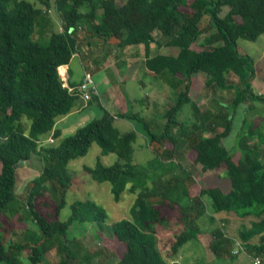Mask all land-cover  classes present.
I'll return each mask as SVG.
<instances>
[{
	"label": "trees",
	"instance_id": "trees-1",
	"mask_svg": "<svg viewBox=\"0 0 264 264\" xmlns=\"http://www.w3.org/2000/svg\"><path fill=\"white\" fill-rule=\"evenodd\" d=\"M37 1L39 7L26 0H0V226L17 199L14 165L30 161L32 155L43 161L40 173L28 185L26 198L36 231L27 240L14 242L5 240L0 232V264H75L77 254L70 246V227L94 224L103 231L107 219L105 210L90 198L74 200L68 216L59 218L66 192L80 176L108 182L115 202L121 200L124 191L135 194L130 218L119 219L109 227L122 245L113 264H181L167 263L163 258L157 247V225H169L174 218L183 227L170 245V253L174 254L197 237L200 228L196 223L207 213L205 209L212 214L253 216L250 226L239 230L238 239L255 255L263 253L264 132L263 123L259 125L261 130L255 129L247 117L254 106L244 111L231 148L223 139L233 131L241 104L264 101V96L252 90L253 59L237 44L238 39L255 41L264 33V0ZM42 7L59 13L64 22L62 30H56L50 18L43 20V30L48 34L44 44L32 37ZM224 7L227 12L222 15ZM38 29L42 31L40 26ZM78 30H92L120 48L141 44L149 71L161 77L168 73L174 88L184 83L174 98L164 99L165 122L159 133L151 131L145 117L127 113L118 116L137 119L144 130L153 154L144 166L133 161L136 131L120 132L114 126L115 116L94 94L91 98L101 110L99 117L58 142L39 144L52 131L54 138L60 135L53 130L56 120L71 112L80 98L63 85L58 73L64 74L61 65L69 63L80 48ZM163 40L177 52L149 55L150 44L159 45ZM199 72L204 74L206 87L235 90L230 102H218L227 112L202 110L190 97V81ZM230 74L236 76V82H229ZM185 104H190L194 117L190 125L176 117ZM215 126L222 129L216 130ZM94 142L100 147V155L114 153L117 159L106 165L99 156L93 166H83L82 173L70 172L69 161L84 156ZM185 145L191 148L193 162L202 172L224 167V173L197 183L191 173H185L172 160ZM174 170L173 175L165 177ZM46 196L55 203V211L48 216L35 209L36 199ZM255 236L259 243H250ZM231 246L233 240L221 228L210 232L209 249L215 256L226 252L233 259ZM53 250L59 256L56 262L45 258Z\"/></svg>",
	"mask_w": 264,
	"mask_h": 264
},
{
	"label": "rangeland",
	"instance_id": "rangeland-1",
	"mask_svg": "<svg viewBox=\"0 0 264 264\" xmlns=\"http://www.w3.org/2000/svg\"><path fill=\"white\" fill-rule=\"evenodd\" d=\"M35 6L39 7L40 4L37 0H26ZM124 0H117V2H122ZM42 15L39 18V26L42 28L38 29L37 23L35 25V30L32 34V37L36 39L39 43L44 44L47 41L48 34L43 30V20L49 19L53 22V29L62 30L64 22L59 13L55 12L53 9L49 10L50 13L42 7ZM224 10H227V7H224L221 14ZM50 24H48V29ZM94 31L88 32L86 30H78L77 36L78 41L80 42V46L86 49L87 42L92 47L95 48L100 40L98 36L93 33ZM94 36L95 39L92 37ZM260 37V36H259ZM256 39L255 41H250L246 39H238L237 44L239 49L245 53L251 55L256 61V77L263 79V61L258 60L260 56V52L263 48V41L264 37ZM156 38L161 40L159 35H156ZM112 42V43H111ZM107 43V47L112 48L111 44L114 45V42L111 41ZM154 47V46H153ZM98 48V47H97ZM175 48V47H173ZM194 48L198 49L194 46ZM95 50V49H93ZM120 50V49H119ZM118 50H116L117 52ZM156 48H154V51ZM158 51V50H157ZM96 52V50H95ZM92 53V57L98 55L99 53ZM102 52H107L106 50ZM87 57H90V53L88 52ZM112 55V53L110 54ZM127 52L122 54L119 52L118 56L121 57L127 56ZM115 57V53L113 54ZM134 56V54H132ZM123 60V59H122ZM125 60H132V57ZM71 67L73 69L74 77H79L82 73V65L79 62L77 56L71 58ZM123 70V69H122ZM139 71V70H137ZM128 74V71H125ZM132 73V72H131ZM92 75V74H91ZM140 73H132V75H124L123 74V83H118L114 89H119L123 93L124 97V105L123 107L116 106L119 108L122 113H127V115H135L145 117V120L150 124V129L152 132L159 133L162 130L164 125V118L162 117L164 111V104L161 105V96L159 98L156 97V92L154 87H149L150 84L146 86H142L138 84L136 81L137 77L139 78ZM198 86L193 83V87L190 88V97L193 100H197L199 105L202 107V110L210 109L211 112H227V108L222 107L221 103H228L232 100L235 95V90L232 89H220L217 87H206L204 84V74L198 73L197 75ZM93 78V76H92ZM232 78V79H231ZM235 75H229V82H236L237 78ZM147 79L141 78L140 81L145 83ZM195 80V79H194ZM192 86V85H190ZM149 88L152 90V96H148L149 103L147 101L146 109L142 104L148 99L146 97L147 92H149ZM184 88V83H182L179 88H172L171 90V97L174 98L176 93ZM158 90V88H157ZM151 99H155L151 101ZM164 103V99H163ZM252 105V109L247 111V117L252 123L253 128L258 129L261 127L259 126L260 123L264 122V112H263V103L258 101H250L248 100L246 104H241L238 109L237 113L234 117V124H233V131L231 134L223 139V143L227 148H230L234 142V135L236 131L239 129L241 125L242 118L244 116V111H246L247 106ZM118 110V111H119ZM178 121L185 123L186 125H190L194 120L192 115L190 104H185L176 114ZM115 127L120 132H126L129 130H135L137 138L133 144V161L144 166L148 160L153 156L150 148L147 145V138L144 135V130L141 131L140 123L137 119H130V118H119L116 119ZM216 130H221L222 126H215ZM262 131H264V127H262ZM44 139V138H43ZM100 156V147L94 142L89 147L87 153L84 156L77 157L72 159L68 163V168L70 172L82 173L83 166H93L97 160V157ZM168 157L165 159L167 160ZM117 159L114 153H109L107 155L101 156V160L106 165H111ZM172 160L179 164V168H182L185 173H191L193 178L198 181L197 183L201 184L203 180H208L212 178L214 175H222L224 173V167H218L214 170H208L206 172H202L200 169V165L195 164L192 159V151L189 145H185L179 150L176 151ZM43 166V161L39 159V157L32 155L30 161L27 163H22L19 167H17V177H16V202L13 204L12 208L5 214L2 218L0 232H3L4 239L8 241H21L27 240L34 232L36 231V225H34V219L32 213H30V209L27 206L26 198L28 194V188L32 181V178L35 177L40 173V170ZM174 170L169 172L165 175V177H169L173 175ZM90 198L99 204L107 213V219L105 221L106 228L101 231L96 225L94 224H86V225H75L71 226L69 229L68 236L72 238L70 240L71 248L76 252V259L74 260L75 264H78L79 261H86V264H113L117 259V254H119L120 250L122 249V245L119 244L112 233L110 232V224L113 222L126 218H130V208L134 202L135 194L129 193L124 191L121 196V200L115 202L112 198L110 192V184L108 182L98 183L93 181L90 177L80 176L78 182L74 185V187L66 192L65 199L66 204L62 208L59 218L65 219L69 212H70V204L74 200L78 199H85ZM35 209L41 212L43 215L48 216L49 213H53L55 211V203L51 200V197L46 196L42 199L37 198L35 202ZM207 212L204 216H207L209 212L208 209H205ZM229 217L225 219V223H231L232 228H236V226L241 222H245L249 224V217L238 219L234 213H230ZM57 218V216H55ZM201 218V217H200ZM199 220V219H198ZM176 220L173 218L168 223L169 225H157L159 231L160 239L157 235V247L161 252L163 258L168 263V259L165 258V255L169 257L170 245L174 240L176 234L179 233L183 229V227L175 222ZM206 222V221H205ZM218 222V221H217ZM233 229H230L229 232H232ZM100 236V237H99ZM194 240H189L184 245H188L193 243ZM202 252L204 255L205 249L201 245ZM180 254V253H179ZM200 256V259L202 256ZM45 258L50 262H56L59 259L57 253L53 250L48 252L45 255ZM182 264H189L190 261L187 258H183ZM23 259L25 261L26 257L24 256ZM191 259V258H190ZM199 259V260H200ZM188 260V262H187ZM194 261V260H193ZM29 264V263H27Z\"/></svg>",
	"mask_w": 264,
	"mask_h": 264
},
{
	"label": "crops",
	"instance_id": "crops-1",
	"mask_svg": "<svg viewBox=\"0 0 264 264\" xmlns=\"http://www.w3.org/2000/svg\"><path fill=\"white\" fill-rule=\"evenodd\" d=\"M47 11L50 13L49 10ZM224 12H227V10H224L223 13ZM261 37H264V33L261 34L259 38ZM92 38L95 39L94 36ZM99 39L100 40L98 41V44L96 45L95 48H92L88 44L89 42H87L86 49L80 46L79 50L73 54L74 56L78 57L79 62L82 65L83 70L79 77H74L73 69L71 67V60L69 61V63L61 65V66L64 68V70L67 73V84L69 86H77L80 82H82L84 72H89L90 74H92L91 76H93L94 85L96 87L95 88L96 93L95 94L93 93V94L98 97L99 99L98 101L101 104V106H103L105 109H107L111 114L115 116L114 126H115L116 119L120 118L118 117L119 114L122 113V111H120L119 108H116V106L122 105L121 107H123L124 101H125L122 91L116 88L114 89V87L117 86L118 83L124 82L123 74L128 76L130 74L132 75V73L139 72L140 77L139 78L137 77L136 81L138 82V84H141L142 86H146L150 84L149 87H154L155 92H156V97L157 98H159L160 96L162 97L161 105H163V99L171 97L170 96L171 90L173 88L171 76L167 73L164 77H161L149 71L145 67V64H144L145 50H144L143 45L141 44L129 45V46L120 48L114 43V45L111 44L112 48L110 47L106 48L107 43H110L111 41H106L101 38ZM196 47L198 48V46ZM154 48H156L155 52H153ZM93 49H95L96 52ZM102 49L103 51L106 50L107 52H102ZM116 50L118 51L116 52ZM88 52L90 53V57L89 56L87 57L86 55ZM94 52L99 53V54L92 57L93 56L92 53ZM119 52L122 54L127 52L128 55L125 57V59H129V57H132V60L127 61L124 59V57H121L120 59L118 56ZM175 52H177L176 48H173V47L171 48L170 46H166L164 44V40L160 41L159 45L157 42H153L150 44V47H149V55H153L156 53L174 54ZM111 53L112 55H110ZM114 53H115V57L113 56ZM132 54H134V56H132ZM251 58L253 59V62H254L253 63L254 74L252 75L250 79L252 90L255 94L264 96V41H263V48L260 52V56L258 59L260 61H263V79L256 77L257 59L255 61L253 57ZM126 70L128 71V74H126L125 72ZM197 74L198 73H195L192 76V79L190 81V85H192L191 87H193L194 82L198 86V81H197L198 78L196 76ZM141 78L147 79L146 82L142 83V81H140ZM179 86L175 88L177 89L179 88ZM144 95H146L147 98L150 95L152 96V90L149 88V92H147ZM154 100L155 99H151V101H154ZM147 101L149 103L150 101L149 98L142 104V106L144 107V110L146 109ZM194 101L197 102V100H194ZM258 102H261V101H258ZM246 103L247 102L243 104H246ZM261 103H263V107H264V101ZM263 112H264V109H263ZM100 115H101V110L98 107L97 102L93 98H91L87 102H85L81 98H77V100L75 101V106L73 107L72 111L64 116L59 117L56 120L53 130H58L60 132V135L56 138L53 137L54 142H58L61 138L72 134L78 127L84 125L85 123H87L93 118L99 117ZM263 127H264V122H263ZM52 132H50L47 137L51 136ZM46 138H44L43 140H45ZM101 156L103 155H100V157ZM16 173H17V170H16ZM230 213H233V212H229V213L218 212L216 214L208 213L207 216L199 218V220H197L196 225L200 228V232L198 233L196 238L190 239V240H194V242L191 244H188L187 246L184 245L186 244L184 243L178 249V251L174 254H171L170 252H168L169 257L165 255V258L168 259L169 261L168 263L176 261L182 264L183 262L181 258V255H182L183 258H187L190 261L189 264H251L252 257L256 255L253 252L245 249L243 244L238 239V232L241 229V227H243L244 225H246L247 227L250 226L251 220H254L255 218L253 216H247L249 217V220H250L249 224L240 221V223L236 226V228L233 229L231 223L229 222H227V224L225 223V219L229 217V215H231ZM212 215L214 216V218L210 219V216ZM237 218L243 219L242 217H238V216ZM215 228H221L224 235L230 238L231 240H233V246H231V250H230V252L235 255L233 259H231L228 253L226 252H223L221 256H215L209 249L210 232ZM230 229H233L232 232H229ZM157 235L160 239L159 231L156 232V237ZM237 243L240 244L241 248L237 247ZM250 243L258 244L259 243L258 236L253 237L250 240ZM201 245L205 249L204 255L202 252V248H200ZM201 255L203 256L200 259ZM257 256H260L263 259V263H264V252L261 254H258Z\"/></svg>",
	"mask_w": 264,
	"mask_h": 264
},
{
	"label": "built area",
	"instance_id": "built-area-1",
	"mask_svg": "<svg viewBox=\"0 0 264 264\" xmlns=\"http://www.w3.org/2000/svg\"><path fill=\"white\" fill-rule=\"evenodd\" d=\"M73 29L69 30V32H72ZM58 73L60 75L61 80L63 81V85L68 88L70 92L74 91L76 92L82 100L85 102L89 101L91 99V95L96 93V87L94 85V80L89 72H84L83 80L78 84L76 88L71 87L67 84V73L66 71L64 74H61L58 70ZM54 138L53 136L47 137L45 140H39V144L43 143H53ZM237 247L241 248L240 244L237 243ZM251 264H264L263 259L260 256H254L251 259Z\"/></svg>",
	"mask_w": 264,
	"mask_h": 264
},
{
	"label": "water",
	"instance_id": "water-1",
	"mask_svg": "<svg viewBox=\"0 0 264 264\" xmlns=\"http://www.w3.org/2000/svg\"><path fill=\"white\" fill-rule=\"evenodd\" d=\"M27 162H28V160L20 161V162H18V163H16V164L14 165V168L16 169V168L19 167L22 163H27Z\"/></svg>",
	"mask_w": 264,
	"mask_h": 264
}]
</instances>
